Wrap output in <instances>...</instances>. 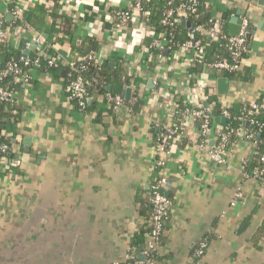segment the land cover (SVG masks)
Returning <instances> with one entry per match:
<instances>
[{
    "label": "crops",
    "instance_id": "1",
    "mask_svg": "<svg viewBox=\"0 0 264 264\" xmlns=\"http://www.w3.org/2000/svg\"><path fill=\"white\" fill-rule=\"evenodd\" d=\"M38 1L18 0L16 10L23 12ZM257 1L206 3L213 18L229 10L247 19L249 30L255 32L247 50L251 81L229 80L228 95L213 92L216 99L207 96L204 107L221 100L230 107L234 102L264 99V25L259 28L264 4ZM132 2L62 1L59 12L78 23L77 44L88 37L99 42L97 59L122 69L121 92L138 94L139 104L131 113L125 108L112 112L101 94L90 98L88 111L79 110L63 88L68 79L66 62L73 60L69 45L51 48L64 60L60 80L37 66L31 77L40 82L39 89L22 87L17 93L24 109L12 138L19 164L0 171V264H123L131 238L143 226L141 202L158 173L155 133L173 126L167 101L182 96L192 82L187 72L192 63L190 53L170 51L165 62L157 60L150 66L143 45L149 29L141 17L136 13L131 24L114 25L113 13L129 9ZM8 4L0 0V20L12 22L16 10H9ZM17 32L7 41L24 52L35 32ZM45 44L34 51L42 55ZM156 72L165 82L155 80ZM197 75L207 78L214 90L222 78L211 72ZM216 126H221L219 120ZM180 133L166 162L165 190L172 206L158 250L164 264H264V241L256 235L264 224V188L243 170L255 145L235 136L224 163L216 164L196 149L195 130ZM27 138L30 153L24 151ZM237 190L240 199H235Z\"/></svg>",
    "mask_w": 264,
    "mask_h": 264
},
{
    "label": "trees",
    "instance_id": "2",
    "mask_svg": "<svg viewBox=\"0 0 264 264\" xmlns=\"http://www.w3.org/2000/svg\"><path fill=\"white\" fill-rule=\"evenodd\" d=\"M24 0H21L23 2ZM63 0H40L34 4L28 5V7L23 10L20 16H17L12 22H5V20H0V30L6 33V35L19 34L18 29L31 30L35 33L40 34L42 37L46 36L45 43L47 44V49H49L48 56H56L52 49L62 46L63 44H68L70 48V57L73 60L84 57L89 53L96 54L100 49V44L94 38L88 37L83 43L77 44L78 37L76 35V29L78 23L71 17L63 15L59 12L60 5ZM9 10L14 11L17 8L18 0H8ZM52 3V6H48ZM198 6L196 13L189 18L192 23V29H196L197 26L202 25L205 29L212 26L214 22L219 24V28L225 36H228V26L233 12L227 10L218 15V17L213 18L211 14V6L207 5L208 0H198ZM179 3L171 0H143L142 10L140 12L142 22L149 29V36L145 37L143 45L148 50L150 54V66L153 68L159 55L169 56L170 51H179L180 46L187 42L191 37L192 40L201 44L207 42V36L205 33H198L193 30V34H188L185 28L181 25V19L178 17L176 8ZM169 9H173L174 13L171 17L173 25H163V15ZM163 34L165 40L169 42L168 51H159L152 46V43L155 39H158L160 35ZM8 37L5 39H0V54L5 53V61L0 62V88L6 90L16 91L20 93L21 88L23 87L20 82H15V74L9 73L5 77L1 78V73L7 68L9 64L15 63L19 68L20 72H26L31 77V72L35 70V64L33 61L36 59L39 61V67L43 70V73L49 74L53 79L60 80V71L63 68V65L60 64L57 67L48 68L46 66L48 57H44L37 51L32 52L27 57L28 64L25 65L23 60V51L21 49H15L8 43ZM250 35L247 36V46L249 45ZM52 48V49H51ZM248 52H243L240 55L239 61V70L234 73L222 72L217 73L212 68L209 67L210 64L223 59L228 58L229 50L226 46H217L212 49L210 54L207 55L206 59L200 63H192L188 69V76H195L197 74H206L211 72L219 77L227 78L231 81L240 80L243 83H248L251 81L250 76V65L247 63ZM41 63V64H40ZM85 70L82 72V76L92 81L90 86L87 89V94L89 97H95L103 94L110 95H121V87L124 84L123 73L121 68L112 69L107 63L100 65L94 64V62L85 63ZM69 72V70H68ZM68 79L63 80V85L67 83ZM122 81V82H121ZM111 85L112 90L107 91L106 86ZM28 87L31 90H38L40 87V82L33 80L31 77L28 83ZM207 96L210 101L216 99V95L207 91ZM262 98L260 97L256 102L261 103ZM73 105L77 107L76 100H70ZM128 101V100H127ZM210 101L208 103H210ZM128 103V102H126ZM136 104V106H134ZM131 107V112L133 109L138 108L135 103ZM179 111L184 109V104L181 101L178 102ZM78 108V107H77ZM79 109V108H78ZM88 104H85L84 111H88ZM22 105L18 102L17 98L15 100H4L0 98V145L3 143L13 144L12 138L16 133V127L19 123V119L23 111ZM112 112H116L113 109H110ZM16 114H13V112ZM229 117L226 120L225 124H221L223 129L230 134V139L228 146L233 143L235 138V132L237 129L244 130L247 133L254 134L256 141L255 148L256 154L249 158L244 163L243 170L248 176H252L254 168H261L263 165L260 162V157L264 153V110L260 109L254 114H246L244 112V103L234 102L228 108ZM222 109L218 106L214 107V112L211 118V126L214 128V124L218 123V120L221 116ZM239 117H245V121H239ZM173 126L178 128V121L174 120ZM163 133V129H158L155 133V144L160 141V136ZM11 134L12 136L6 138L5 135ZM0 157H5L8 160L14 158V154L9 153L7 155H1ZM261 179L264 181V173ZM259 185V183H257ZM153 185V182L151 186ZM150 186V187H151ZM167 198H169L166 190H164ZM152 193L151 190L146 198L141 202V208L139 213L144 218V224L139 229L137 233L133 235L130 240L128 253L134 254L135 257H139V252L144 249L146 235L151 232V218L153 214V206L151 203ZM170 199V198H169ZM170 221V210L167 214V217L162 222V230L166 234ZM262 241H264V224L257 230L256 234ZM164 235L161 238V245L164 241ZM150 256L154 264H164L162 258L159 256L158 251H153ZM125 264V263H124Z\"/></svg>",
    "mask_w": 264,
    "mask_h": 264
},
{
    "label": "built area",
    "instance_id": "3",
    "mask_svg": "<svg viewBox=\"0 0 264 264\" xmlns=\"http://www.w3.org/2000/svg\"><path fill=\"white\" fill-rule=\"evenodd\" d=\"M171 1L179 3L175 10L181 21H190L189 18L196 13V9L199 4L198 0ZM142 3L143 0H133L129 9L115 11L113 13L114 25L127 26L128 24L136 21L134 20L136 13L141 17L140 12L142 10ZM173 13V9H169L164 13L163 20L161 21L163 25H173V21L171 20ZM14 14L20 16L22 14L21 9H17ZM193 30L198 33H205L208 40L205 44H201L199 41H193L191 37L187 42L180 46L179 52L184 55L188 53L191 54V63H200L206 59L207 55L210 54L213 48L217 46H226L229 50L228 58L220 59L210 64L209 67L217 73H234L239 70L240 55L248 50L247 36L249 35V22L247 19L242 20L239 34L236 37H231L229 35L225 36L220 30L219 24L216 22H214L212 26L207 29H205L202 25H199ZM7 37L6 33L0 30V39H5ZM33 38V43H36L41 47L45 44V41L40 34L34 33ZM152 46L159 51H168L171 49V47H169V42L165 40L163 34H161L158 39L153 41ZM45 54L47 55L46 57H48L46 63L48 68L57 67L64 62L63 58L58 55L53 57L48 56L49 49H47V45L44 47V51L42 52V55ZM157 60L158 63L165 62V58L162 55H159ZM22 61L25 65L28 64L27 59L23 58ZM88 62H94L96 65L101 64V62L97 59L96 54L92 52L84 57L76 60H68V62H66L69 70L67 76L68 81L63 88L69 100L77 101V107L79 110H83L85 108V104L91 100V97L87 94V89L92 81H89L82 76V72H84L86 68L85 63ZM33 64L38 66L39 61L36 59L33 61ZM9 73H14L16 75L15 82H20L23 87H28L31 77L26 72H20L17 64H9L1 73V78L5 77ZM188 78L189 80L191 79L192 82L186 85L183 95H179L177 98L167 101V105L169 106L168 116L172 121H178V128L171 125L163 126V133L160 136V141L155 145L156 158L154 160V168L158 170V173L153 185L150 187L152 193L151 203L153 206L151 232L145 237V247L139 252V257H135L134 254H132L133 251L131 253L127 252L124 256L123 264H154L150 254L153 251H158L161 247V238L164 235L162 222L167 217V214L172 206V201L167 198L164 192L167 183L165 175L166 162L169 156V148L176 135L181 134V130L192 128L196 131L198 136V141L195 144L196 149L205 153L209 159L216 164H222L225 161L224 156L227 151L230 134L227 133L222 126H216L213 128L211 126V118L214 112V107L218 106L222 109L220 118H225L227 120L229 117V113L227 111L229 105L225 101L221 100L217 103L204 107L203 103L207 98V91L214 90L213 87H211L209 80L202 75L191 76V78L188 76ZM155 80L165 82V78L159 77L158 72L155 74ZM138 97V94H131L127 101L121 95L113 96L110 94H104V100L111 109L116 111L119 108H125L128 113H131V107L138 101ZM0 98L4 100H15L17 98V92L0 88ZM179 101L184 104V109L182 111H179ZM242 102L244 103V112H246L247 115L254 114L260 109L264 110V99L261 103H257L256 101ZM13 114H16V112L14 111ZM239 121H245V117H239ZM235 135L243 137L245 141L253 145L256 144L254 134L252 133H247L244 130L237 129ZM5 136L6 138H9L12 135L7 134ZM211 143H213V145H211ZM9 153L15 155L14 145L8 143L1 144L0 154L7 155ZM255 154L256 151L254 152V155ZM260 162L263 166L261 168H254L251 177L245 172L244 174L248 178L253 179L256 183H259L260 187L264 188V181L261 179L264 173V153L260 157ZM18 164V158L16 160H14V158L12 160H8L5 157H0V171L3 169L7 170L10 167H17ZM240 198L241 193L237 190L235 199ZM201 246L205 247V244H202Z\"/></svg>",
    "mask_w": 264,
    "mask_h": 264
},
{
    "label": "water",
    "instance_id": "4",
    "mask_svg": "<svg viewBox=\"0 0 264 264\" xmlns=\"http://www.w3.org/2000/svg\"><path fill=\"white\" fill-rule=\"evenodd\" d=\"M174 3L176 4V2H174ZM257 4L261 6L262 4H264V0H258ZM242 20L243 19L240 18L238 16V14L236 16H232L231 17V19L229 21V26H228V35L229 36L236 37L239 34V31H240V28H241V24H242ZM181 25H182L183 28L188 30L190 33H193V29L191 28V22L190 21H188V20L182 21ZM262 25H264V23L260 24L259 28H261ZM254 32H255L254 28L251 29V30H248V34L249 35H254ZM43 39L46 40V36H44ZM37 48H41V46L37 45L36 43H32V45L28 49L24 50L23 58L27 59V57L29 56V53L31 51L36 50ZM5 56H6L5 53H1L0 54V62L1 63H3L5 61ZM65 73H66L65 70L62 71V74H65ZM110 88H111L110 86H107V90H110ZM229 89H230V81H229V79L222 77V78H219L217 80L216 89L214 91L211 90L210 92L211 93L215 92L219 96H227L228 92H229ZM130 92L131 91L129 89L125 90L122 93V97L125 100H128L130 98ZM219 122L221 124H225L226 119L225 118H220ZM30 141H31L30 138H27V139L23 140V143L27 145L26 148L24 149L25 153H30L29 148H28ZM211 144H213V143H211Z\"/></svg>",
    "mask_w": 264,
    "mask_h": 264
}]
</instances>
